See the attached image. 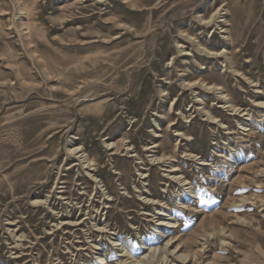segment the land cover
I'll return each mask as SVG.
<instances>
[{
  "label": "rangeland",
  "instance_id": "1",
  "mask_svg": "<svg viewBox=\"0 0 264 264\" xmlns=\"http://www.w3.org/2000/svg\"><path fill=\"white\" fill-rule=\"evenodd\" d=\"M260 103L264 0H0V264H264Z\"/></svg>",
  "mask_w": 264,
  "mask_h": 264
},
{
  "label": "bare ground",
  "instance_id": "2",
  "mask_svg": "<svg viewBox=\"0 0 264 264\" xmlns=\"http://www.w3.org/2000/svg\"><path fill=\"white\" fill-rule=\"evenodd\" d=\"M219 15V10L213 15L212 17V21L213 19H215V17ZM219 21V20H218ZM220 23L226 25L228 24L226 20L224 21H220ZM224 33H227L229 35H225V40L226 41H229L231 43L232 42V37L230 35V32L228 29L224 30L223 31ZM187 38V37H186ZM189 40H192L191 37L188 38ZM199 47L201 48L202 46L199 45ZM200 52L206 54V55H217V57L219 56H224L226 58V52L223 51V52H218V53H210L209 50L203 48L202 50H199ZM215 55V56H216ZM214 57V56H213ZM227 60H229V58H226ZM201 81V80H200ZM186 83V82H185ZM184 84V82L182 83ZM202 86L208 90V91H213L217 94L218 96V91H221V93H219V99H221L222 101H224L226 104H230L229 105V108H234L232 106V100L231 98L228 96V95H225L224 94V89L223 88H219V86L215 83H212V84H207L205 81L202 80ZM185 85V84H184ZM183 85V86H184ZM195 85L192 84V83H186V87H194ZM261 105H264V103H260ZM225 108V107H224ZM238 110V109H235V111ZM245 115V114H244ZM208 117L209 119L211 120V116L210 114H208ZM212 120H216V119H213ZM217 121V120H216ZM215 121V122H216ZM249 131V130H248ZM179 135V134H177ZM183 137V136H182ZM110 150H115L116 153H119V146L117 144H112L109 146ZM77 151H79V149H73V150H70L69 153L70 154H75ZM116 155V154H115ZM124 156V155H122ZM82 158H84V154L82 155ZM86 158V156H85ZM81 160V159H80ZM88 166H90V164H88ZM89 177H92L95 179V182L97 181L95 176L94 175H90L89 174ZM150 175H146V179L149 178ZM173 181H178L179 184L183 185L184 187H187V186H191V183L186 180L185 178L183 179L182 176L181 177H177L176 179L172 178ZM99 184V183H98ZM188 192L191 193L190 195L194 197V192H192V187H188L187 188ZM145 201V200H144ZM147 202V200L145 201V203ZM43 201L42 200H34L33 201V204L37 205V204H42ZM148 203V202H147ZM155 203V202H154ZM169 221H172L171 218L168 219ZM160 224H163L165 226H173V224L171 222H168V224H165V223H160ZM171 230V229H170ZM218 235L222 238V239H225L227 238L228 236V233L225 232L224 230H220L218 232ZM214 238L215 234H209L207 236H205L206 238H210L212 237ZM171 237V236H170ZM169 238V237H168ZM198 244V240L196 239L194 242H193V245H197ZM117 246L120 247V250L123 254V257H129L130 256V252L127 248L126 245H123V244H118ZM154 246V245H153ZM148 247V246H146ZM173 248V250H171V248ZM184 248V246H182L180 243L177 244L176 246L173 245V240H169L164 246L162 247H148L146 248L147 249V252L145 254L142 255V257L140 258V260H132V263L133 264H151V263H157V264H171L173 262H177V263H180V264H185V262L188 260V259H191V256H196V253H193L192 255H189V254H186L184 252H182V249ZM136 257V256H135ZM172 259V260H170ZM97 260L99 263L101 264H107V262L105 261V258H103L102 256L100 257H97ZM106 262V263H105ZM117 264H125L123 261H121L120 263H117Z\"/></svg>",
  "mask_w": 264,
  "mask_h": 264
}]
</instances>
